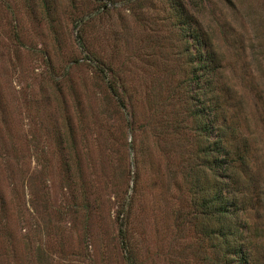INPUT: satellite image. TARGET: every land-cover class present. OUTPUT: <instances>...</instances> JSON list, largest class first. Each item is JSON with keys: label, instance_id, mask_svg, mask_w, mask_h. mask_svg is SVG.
Wrapping results in <instances>:
<instances>
[{"label": "rangeland", "instance_id": "374dc122", "mask_svg": "<svg viewBox=\"0 0 264 264\" xmlns=\"http://www.w3.org/2000/svg\"><path fill=\"white\" fill-rule=\"evenodd\" d=\"M180 1L218 57L264 261V0H0V264H222L194 205Z\"/></svg>", "mask_w": 264, "mask_h": 264}, {"label": "trees", "instance_id": "16d2710c", "mask_svg": "<svg viewBox=\"0 0 264 264\" xmlns=\"http://www.w3.org/2000/svg\"><path fill=\"white\" fill-rule=\"evenodd\" d=\"M43 6L49 8L48 5ZM179 8L181 29L196 41L193 80L201 84L196 92L200 104L191 106L194 107L191 110L194 121L191 128L199 137L195 154L198 163L191 169L199 230L211 240L217 262L264 264L251 250L252 242L255 246L252 237L258 234H245L249 226L242 220L243 210L258 204L261 193L254 189L252 173L242 179L249 171L245 155L241 152L245 145L242 147L235 143L231 135L232 125L225 115H221L223 108L217 107L221 96L216 91V79L208 77L219 66L218 57L213 48L207 47L204 31L196 25L197 18L187 13L181 1ZM204 96L209 100L208 104Z\"/></svg>", "mask_w": 264, "mask_h": 264}]
</instances>
